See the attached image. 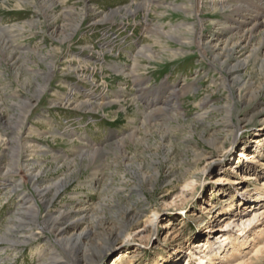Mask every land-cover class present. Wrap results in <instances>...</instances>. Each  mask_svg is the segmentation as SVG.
Here are the masks:
<instances>
[{"label":"rangeland","instance_id":"obj_1","mask_svg":"<svg viewBox=\"0 0 264 264\" xmlns=\"http://www.w3.org/2000/svg\"><path fill=\"white\" fill-rule=\"evenodd\" d=\"M53 1L56 5L49 9L51 4L42 0H0L2 24L9 28L17 25L24 27L23 31H16L19 34L16 58L12 59L9 51H0V134H3V139L0 138V165L5 166L11 161L14 136L20 135L22 141H34L33 144L48 149L45 153L38 150L33 154L30 151L24 154L20 150L21 161L27 158L36 163L34 167L41 173L39 184L50 187L49 199L63 186L52 204L54 215L61 210L73 212L83 209L79 217L82 219L77 230L79 232L99 223L101 230L115 233L121 222L129 221L130 217L141 218L144 223L151 219L153 212L160 213L157 229L151 231L147 227L145 237L134 235L132 245L113 250L101 264H112L114 257L124 252L125 248H129V255H138L135 264H166L167 260L174 258L176 249L180 251V261H175V264H182L185 259H192L186 253L195 244L205 245L206 253L211 254L213 244H217L216 238L221 234L213 231V228H219L232 213L251 212V206L257 205L252 203L258 200L250 198L256 197V190L261 188V181L264 180V145L263 154L260 157L257 154L259 162L249 164L244 158L240 159L241 163L245 162L244 167L238 163V151L242 146L248 147L251 152L254 150L257 131L264 126L260 120L264 114L245 122H238L234 117V122L240 124L239 140L232 149V138L227 141L226 146L230 148L227 157L224 158L222 153L209 146L208 141L212 136L218 133L220 138L225 136L224 132L217 130L222 129L225 108L232 100L229 91L221 85V74L213 66L211 52L207 58H203L193 44V36L199 31L197 17L189 14L191 8L195 10L189 6L194 0H161L164 4L151 5L148 24L162 28L163 33L159 35L145 32L143 8L146 0H136L141 8L135 19L126 17L115 23L109 20L96 23V19L101 20L103 14L111 12L109 9L130 7L134 0ZM169 4L179 5L181 10L185 6L189 11H178ZM233 4L248 9L250 3L248 0H236ZM91 8L96 12L93 13ZM67 12L74 13L72 22L66 17ZM200 16L205 21L206 37L220 29V25H215L217 20H226L221 12L212 11L208 6L204 7ZM29 22H35V25L30 27ZM185 24L194 27L193 35H188L187 28L182 26ZM67 32L71 33L68 40L65 39ZM224 32V41H229L231 45L241 37L235 36V30ZM170 34L191 37V40L187 45H181L167 39L166 35ZM115 35L118 40L111 43L110 39L116 38ZM184 41L188 42L187 39ZM106 44L115 50L113 55L105 53L107 64L103 67L102 75L101 69L91 68L97 65L98 52L105 50L103 46ZM143 47L152 48L155 53L153 60L137 55ZM180 49H183L182 53ZM253 50H256V56L250 59L239 77L242 82H247L246 90L250 89L264 101V72L260 69L264 58L262 28L253 34L251 44L244 53L237 54V59L248 56ZM173 51L178 54L174 55ZM81 57H86L89 64H85ZM113 64H120V70L127 76L110 72V65ZM50 70L53 73L47 91L30 111L23 130L11 131L10 127L22 115L17 105L36 94L37 86L45 83ZM130 73L139 77L134 80ZM86 76H93L97 83L95 93L106 92L109 100L116 99L113 93L123 89L117 93L121 105H107L97 111L77 108L74 102L87 99L83 90L92 89L91 83L85 80ZM67 84L78 90L71 104L66 103ZM173 88L179 89L177 97L181 115L174 120L146 123L148 114L154 115H150L151 118L159 115L158 111L152 112L155 108L148 109L147 100L159 93L156 100L160 104L156 108H165L163 105L168 101L170 103ZM208 97L210 107H205L203 101ZM251 107L245 108L238 103V116H246ZM204 113L207 114L200 118ZM48 118L52 119L50 124L47 123ZM68 126L80 137L87 135L91 143L80 141L72 135L70 137L69 130L65 132ZM56 128L63 131L66 137L54 138ZM132 132H135L134 138L130 136ZM38 133L43 135L39 136ZM122 140H126L124 153L115 147L117 141ZM260 140L264 143V137ZM82 146L91 152L105 150L107 153L99 159L83 158L78 153V148ZM200 152H213L218 160L205 174L202 170L208 162L200 160L197 156ZM57 156L59 159H56ZM250 167L255 168L250 174L256 179L243 180L240 174H245L244 171ZM20 172L16 180L25 177V171ZM193 176L197 180L196 191L182 203L178 197L182 186L185 180ZM220 176L226 181L217 182ZM1 178L0 237L9 232L19 208L18 194L11 195L9 190L4 189L2 184L5 181ZM23 180L25 191H33L29 180L26 177ZM260 201L258 210L264 209V198ZM225 207L228 209L222 213L220 210ZM208 211H212V214ZM176 230L180 232L177 237L174 234ZM249 234L237 236L239 245L251 240ZM53 245L54 237L48 232L39 235L32 243L18 246V250L8 248L0 241V264H40L48 259L44 255L52 250ZM251 249L252 246L245 242L240 250L247 255ZM219 252L216 251L217 254ZM225 253L223 251L222 256ZM159 256L162 258L159 259ZM256 263L264 264V258Z\"/></svg>","mask_w":264,"mask_h":264},{"label":"bare ground","instance_id":"obj_2","mask_svg":"<svg viewBox=\"0 0 264 264\" xmlns=\"http://www.w3.org/2000/svg\"><path fill=\"white\" fill-rule=\"evenodd\" d=\"M47 1L51 4V7L49 9H52L55 7L56 3L53 0H42ZM236 0H194L192 3L189 4V6L195 8V10L190 9L189 14H193L198 19L199 24V31L197 32L196 36H193V44L197 46V49H199L202 57H208L209 51L211 52V59L214 63V68L219 71L221 74V85L225 89H227L230 93V98L232 100V103L227 105V108H225L226 115L224 116L223 120V127L220 130H217V132H224L225 136L220 138L218 134L212 136L210 140L208 141V144L211 148L216 150L218 153H222L223 157L228 156V152H230V148H227V141L232 138L231 141V149L234 147L235 143L239 140V127L240 124L234 122V117H236L238 122L241 121H251L254 118H258L262 114H264V101L259 99L257 97L256 93H253L250 89L246 90L247 82H242L241 78L239 77V74L244 71V69L247 68V66L250 63V59L254 58L257 54L256 50L250 51L249 55L246 57L238 58L237 54H242L244 51L248 48V46L251 44V40L253 37V34L261 31V28L264 30V0H248L250 4H248V9L243 7H238L233 4ZM24 2V1H23ZM29 3L28 5H32L31 2L26 1ZM20 3H22L20 1ZM162 5L164 4L161 2V0H146L144 10H145V19L144 22L146 24V33H155L156 35L162 34V28H158V26H151L148 20V13L150 12L151 5ZM173 9H177L178 11H183L187 13L189 10L185 9V6L183 10L179 8V5L169 4ZM165 6V5H164ZM210 7L212 11L218 10L221 12V16H224L226 20H217L215 25L221 26L220 29H218L217 32H214L210 34V36L206 37L205 35V26L204 22L202 21L201 14L203 13L204 7ZM246 6V5H245ZM93 8V7H92ZM91 8V11L95 13L96 11ZM141 8V5L134 0L132 5L129 7H121L117 10H113L110 13H105L102 15V19L97 21L96 23L105 21L114 22L125 19L126 17H133L136 18V15L138 14V10ZM209 11V10H208ZM49 15V14H48ZM74 13L67 12L66 17L68 18L69 22H72L74 20ZM236 18L234 19V17ZM96 18V17H95ZM230 21L232 23H230ZM212 22V21H211ZM32 24L35 25V22L28 23L30 27ZM210 24V23H209ZM234 24V25H233ZM123 25V24H122ZM191 24H185L182 25L183 27H186L189 34L193 35V30L195 29L191 28ZM26 26V25H25ZM162 27V26H161ZM180 27V26H179ZM26 28V27H25ZM23 31L24 27L20 26H13V27H7L2 24L0 20V51L2 53H5L7 51L10 52V56L12 59L16 58L15 51L18 49V40L19 37L16 31ZM76 30V29H75ZM164 30V29H163ZM224 30L227 31H233L235 30L237 33L236 35H240V39L233 43L229 41H224ZM175 32V31H174ZM224 32V33H223ZM195 33V32H194ZM71 33L67 34L65 33V39L68 40L70 38ZM224 35V36H223ZM155 36V35H154ZM167 39L177 42L181 45H187L191 40L190 38H182L183 35H166ZM69 37V38H68ZM184 39H187L188 42L184 41ZM231 45V46H230ZM105 50H102L99 54V59L96 60L97 65L94 68L91 69H101V73L103 75V67L107 64L105 59V53H109L110 55L114 54V47H110L107 44L104 45ZM90 48V47H89ZM20 49V48H19ZM22 49V48H21ZM25 49V48H24ZM103 49V48H102ZM243 49V50H242ZM183 49H180L179 52L182 53ZM242 50V52H241ZM21 54V53H20ZM173 54L176 55L178 52H174ZM139 56H142L148 60H153L154 58V51L151 47H143L138 54ZM82 61L85 62V64H89V60L86 57H81ZM86 58V59H85ZM138 58V57H137ZM135 59V58H134ZM81 61V62H82ZM91 62V61H90ZM212 63V64H213ZM120 64H113L110 65L109 71L116 73V74H124L123 70H120L121 67ZM137 66V65H135ZM261 71L264 72V58L262 59ZM127 72V71H126ZM134 72V71H132ZM53 70H50L49 74H46L45 77V83L40 84L37 86L35 92L36 94L33 95L31 98L24 99L20 104L17 105V108L21 111L20 118H18L17 122H15V125L10 127V130L13 132H21L23 130V126L25 124V121L27 120V116L29 115L30 111L36 106L39 99L45 94L47 91V88L49 86V82L52 77ZM124 75L127 76L125 73ZM129 75V74H128ZM130 76L133 77L134 80H136L139 75H135V73H130ZM86 81H89L91 83L92 89L83 90L85 96L87 99L80 102H74L75 97L74 94L78 92L77 87L73 88V85L69 86V90L66 93L67 94V104L75 103L76 107L79 109H88L91 111H97L102 110L107 105H113V104H119L121 105V100L118 98L117 93L120 92L123 89H119L118 92L113 93L115 95L116 99H110L109 100V94L106 95V92H101L99 94L95 93L94 88L97 87V83L93 79V76H86ZM84 80V81H85ZM138 82V81H137ZM141 89V90H146ZM184 90V88H181ZM105 90V89H104ZM182 90V91H183ZM244 90V91H242ZM178 91L179 89L173 88L170 96L171 101L167 102V104H164L163 107L156 108L158 104V100H156L159 95H155L156 97L152 99L147 100L148 102V109H152V112L158 111L159 115L155 118H151L148 114L149 119H147L146 123H155L159 121H165V120H174L177 119L181 115V107L180 102L178 100ZM181 91V90H180ZM161 92V91H160ZM155 93V94H156ZM164 93V92H163ZM119 94V93H118ZM165 94V93H164ZM112 95V94H111ZM122 96V95H121ZM120 96V97H121ZM264 96V95H263ZM114 97V96H113ZM141 100V99H140ZM153 102V103H151ZM210 99L205 98L203 101V105L205 107H210ZM137 103V102H136ZM242 103L245 108H250V110L247 112L246 116H241V118L238 116L237 112V104ZM138 104V103H137ZM242 106V105H241ZM127 108V107H126ZM138 108V107H137ZM150 113V112H149ZM207 113H204L200 115L202 116L206 115ZM154 117V115L152 116ZM148 118V117H147ZM260 120L264 124V115ZM52 122V119L48 118L47 123L50 124ZM134 122V120H133ZM132 124V123H131ZM60 125V124H59ZM70 126H68V129L65 131L67 132L69 130L70 137L71 135L74 138H77L80 141H87L86 143H91V141L88 139V136H78V134L72 130ZM9 132V131H7ZM31 132V130H30ZM33 133V132H31ZM6 134V133H5ZM10 134V132H9ZM39 136L43 135V133H38ZM67 134V133H66ZM32 135V134H31ZM81 135V134H80ZM19 136V137H18ZM14 136V143L12 144V158L11 161L7 165H0V177L4 178V189H7L10 191V193L18 194V202H19V208L16 212V217L14 220H12L11 224L12 226L9 229V232L6 233L4 236L0 237V241L4 242L6 245H8V248H13L14 250H18V246L32 243L36 241L39 238V235L45 234V233H51L54 237V244L52 246V250L48 251L44 256H47L48 259L45 261H42L40 264H101L106 256L110 255L111 252L119 247L123 248L124 246H130L133 243L134 235L136 237H145L147 235V227H149L152 230L157 229L158 221L161 218L160 213L153 212L151 219H149L147 222H142L141 218H136L135 216L130 217V220L125 222H121L120 227L116 230L115 233H106V231L101 230V225H93V226H87L82 231H77L79 228L80 221V214L83 213V209L79 208L76 211H68V210H61L57 214H53L52 212V204L54 200L59 196L60 190L63 189V186L58 188L55 195L52 196L51 199H49L50 194V187L46 185H41L40 183V171L35 169V164L32 163L30 159L26 160L27 155H25V160L21 161V151L26 154L28 151L30 153H34L39 150V153H45L42 146L33 144L34 141L30 142L27 140H21V136ZM64 137L65 133L59 129L56 128L54 133L55 137ZM131 138L135 137V132H132L130 134ZM3 137V134H0V138ZM7 137V136H6ZM66 137V136H65ZM120 137V136H117ZM264 137V126L257 131L256 139L257 142H255L257 145L256 147L252 148L249 151L248 147L242 146L241 150H239V164L240 159L244 158L246 160V163L252 164L259 162V157L263 154V145L264 143H261V138ZM3 139V138H2ZM9 139V138H8ZM1 140V139H0ZM72 140V139H71ZM120 140V139H119ZM125 141H117V144L115 145L116 149L120 151L121 153H124L125 151ZM12 142V141H10ZM36 142V141H35ZM79 142V141H78ZM17 143V145H16ZM82 143V142H81ZM19 146L21 148H19ZM80 147V146H79ZM114 147V146H113ZM91 148V147H90ZM101 149V147H100ZM21 150V151H20ZM78 153L83 158H90V159H99L103 158L107 151L105 150H99V151H89L86 149V147L78 148ZM52 152V151H51ZM250 152V153H249ZM48 153V152H46ZM257 154H260L259 157ZM62 156V155H61ZM63 156H66L63 154ZM200 160L208 162L206 166L203 168L204 174L211 169L212 165L217 162L216 156L213 152L209 153H198L197 155ZM64 158V157H63ZM69 157H65L64 159H68ZM56 159H59V156L56 157ZM222 161V160H221ZM261 161V160H260ZM243 164L245 162L243 161ZM264 164V162L262 163ZM244 167V165H242ZM253 166V165H250ZM20 170L25 171V177L27 180H29L33 191H25V181L23 180L25 177H23L21 180H16L15 177L19 175ZM255 170L250 167L247 169L244 173H241L240 176L243 180H253L256 179L253 174H250L251 172ZM247 173H249L247 175ZM196 176V175H195ZM223 176H220L217 180V182H223L226 180H223ZM1 178V179H2ZM192 178L185 180L182 190L180 192V195L178 197L181 198L182 203H185V199H187L188 195L193 196L196 191V185L197 180ZM262 184H260L261 188H258L256 197H252L250 199H256L258 201H254L252 204L260 203L264 198V180L261 181ZM246 194V192H245ZM143 195V194H142ZM245 196V195H243ZM177 197V198H178ZM233 198L235 195L232 196ZM233 198H231L233 200ZM233 205V204H232ZM232 205H230V208H233ZM256 206H251L253 210L251 212H235L232 213L230 217H228V220L224 222L219 228L215 229L213 231L220 232L216 238L217 244H213L211 242V245L213 244V252L211 254L206 253V249H204L205 245L203 244H195L192 249H187L186 255L192 257L194 260H198L199 264H257L256 261L261 260L264 258V209H260ZM42 207H44V212H42ZM216 206L213 205V209H215ZM228 208H223L222 213H224V210H227ZM232 210V209H231ZM230 211V210H229ZM207 213L212 214V211H208ZM227 213V212H226ZM221 214V213H220ZM42 218V219H41ZM136 226V228H134ZM133 228V229H132ZM136 229L134 232L132 230ZM38 230V231H37ZM37 231V233H35ZM252 234H249L251 233ZM134 233V234H133ZM175 237H177L180 232L175 231L174 232ZM249 234V238L251 239L246 240L247 244L249 243L252 246V249L249 251V254H242L241 253V247L245 246V242H242L240 245L238 243L239 237L237 236H246ZM220 249L219 254L216 253V249ZM124 252L118 253L114 257V262L112 264H135V261H137V254L133 253H127L129 248H125ZM223 251L226 253L224 256H222ZM241 256H240V255ZM204 255V256H203ZM239 255V256H238ZM251 255L249 258L248 256ZM176 256V257H175ZM162 256H159V259H161ZM180 258V251L176 249L174 258L170 260H167L166 264H175V261H178ZM157 259V258H156ZM158 259V261H159ZM191 259V260H192ZM173 260V261H172ZM190 260V258H189ZM255 260V261H254ZM163 261V260H162ZM180 261V260H179ZM186 259L182 262V264L186 263ZM160 263V262H159ZM160 263V264H164ZM181 264V263H180ZM192 264V263H190Z\"/></svg>","mask_w":264,"mask_h":264}]
</instances>
